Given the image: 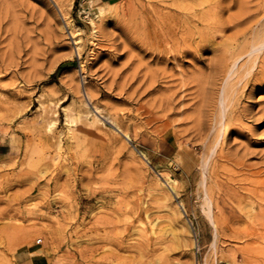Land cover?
Masks as SVG:
<instances>
[{"label":"rangeland","instance_id":"1","mask_svg":"<svg viewBox=\"0 0 264 264\" xmlns=\"http://www.w3.org/2000/svg\"><path fill=\"white\" fill-rule=\"evenodd\" d=\"M55 1L0 0V264H264V0Z\"/></svg>","mask_w":264,"mask_h":264},{"label":"bare ground","instance_id":"2","mask_svg":"<svg viewBox=\"0 0 264 264\" xmlns=\"http://www.w3.org/2000/svg\"><path fill=\"white\" fill-rule=\"evenodd\" d=\"M55 1V0H54ZM56 2V1H55ZM99 2H100V0H91V7L92 8H95L96 6L97 7H99V12L100 13H102V15L103 14H105V11H106V8H104V7H102V6H98L99 5ZM90 3V2H89ZM108 4V3H107ZM111 6H113L112 4H110ZM60 7L61 6H59V9H60ZM63 8V7H62ZM60 10H62V9H60ZM64 12V11H63ZM107 13V12H106ZM65 14V13H64ZM106 15V14H105ZM104 15V16H105ZM64 20V19H63ZM65 25L67 26V28L70 30V33L72 34V36L74 37L75 36V31L73 30V24H71V23H69L68 21H66V19H65ZM94 26V25H93ZM94 29V28H93ZM92 29V30H93ZM167 34L168 35H170V34H174V32H173V29H171V30H169V32L167 31ZM79 43V40H77L76 41V43ZM260 45H261V42H259V43H254V45H253V48H254V50H256V49H259V47H260ZM54 102V101H53ZM82 108V107H81ZM71 114H73V113H71ZM71 114H69V112L67 113V120L69 121V122H71V123H76V121L77 120H79V118H77V120H76V118H74V114H73V116L71 115ZM76 115V114H75ZM79 115V114H78ZM81 117V116H80ZM76 120V121H75ZM94 121V120H93ZM54 123L55 122H50V124H49V126H50V128L54 125ZM115 124V123H114ZM113 124V125H114ZM114 128H116L117 130H119V131H121V128H120V126H118V123H116L115 124V127ZM125 136L126 137H129V135L128 134H125ZM142 153V155L143 156H145V153L144 152H141ZM203 157H204V155H203ZM145 158V157H144ZM206 162V164H207V159H206V161H204V163ZM205 165V164H204ZM243 166L244 165H246V164H242ZM206 166V165H205ZM203 169H204V166L202 167ZM206 168V167H205ZM255 172H257V171H255ZM169 176V175H168ZM167 176V177H168ZM169 178H170V176H169ZM9 178H7V180H8ZM10 180V179H9ZM167 180V179H166ZM172 179L170 178V181H171ZM169 181V182H170ZM166 182V181H165ZM168 182V181H167ZM172 182V181H171ZM169 184V183H168ZM173 184V183H172ZM168 187V186H167ZM160 189H162V187L160 188ZM164 191V190H163ZM233 221L234 220H232V223H233ZM235 231H237L238 232V234L240 235L241 233L236 229ZM243 237H245V238H247L248 239V241H250V242H252V241H254V239L256 238V237H262L263 236V234L262 233H258L257 231H255V230H253V229H248V230H246V232H243ZM249 242V243H250Z\"/></svg>","mask_w":264,"mask_h":264},{"label":"built area","instance_id":"3","mask_svg":"<svg viewBox=\"0 0 264 264\" xmlns=\"http://www.w3.org/2000/svg\"><path fill=\"white\" fill-rule=\"evenodd\" d=\"M41 241V240H40Z\"/></svg>","mask_w":264,"mask_h":264}]
</instances>
